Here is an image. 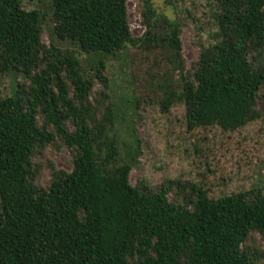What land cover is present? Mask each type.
<instances>
[{
    "label": "trees",
    "instance_id": "trees-1",
    "mask_svg": "<svg viewBox=\"0 0 264 264\" xmlns=\"http://www.w3.org/2000/svg\"><path fill=\"white\" fill-rule=\"evenodd\" d=\"M128 1L49 0L35 25L21 0H0V45L19 62L7 73L12 95L0 100V264H257L264 188L211 199L193 181L133 186L143 152L136 137L122 156L107 69L147 43L169 59L168 72L148 81L151 93L169 112L181 84L189 130L264 120V0H222L231 40L202 48L189 69L180 27L138 0L145 32L135 37ZM48 15L52 40L72 50L45 42ZM130 103L136 117L134 93ZM61 147L70 172L51 157Z\"/></svg>",
    "mask_w": 264,
    "mask_h": 264
},
{
    "label": "rangeland",
    "instance_id": "rangeland-1",
    "mask_svg": "<svg viewBox=\"0 0 264 264\" xmlns=\"http://www.w3.org/2000/svg\"><path fill=\"white\" fill-rule=\"evenodd\" d=\"M157 10L181 29L183 55L190 68L199 51L217 50L230 42V32L222 16V0H152ZM24 10L37 25L38 13L46 9L49 0H21ZM132 33L142 37L138 0L128 1ZM51 16H47L44 40L62 51L72 50L69 44L52 40ZM7 29L0 24V39ZM87 64L88 55L78 54ZM0 62L7 71L0 70V100L10 97L13 82L8 72L19 66L17 58L0 45ZM166 51L150 44L129 47L120 58L108 61L113 99L120 112L117 129L122 136V156L139 138L143 156L142 173L131 172L130 181L136 186L144 178L150 185L169 180L193 181L208 191L211 199L223 195L243 194L254 187L264 188V120H256L234 131L202 126L189 130L182 85L176 89L177 101L171 111L165 112L159 100L151 93L148 81L157 72H168ZM100 86L97 85L95 89ZM141 102L133 117L130 103L132 94ZM92 99L94 97L92 96ZM126 144V146H125ZM52 159L58 168L70 172L69 151L61 147L52 150ZM1 205V201H0ZM262 249L263 246H262ZM257 264H264V258Z\"/></svg>",
    "mask_w": 264,
    "mask_h": 264
}]
</instances>
